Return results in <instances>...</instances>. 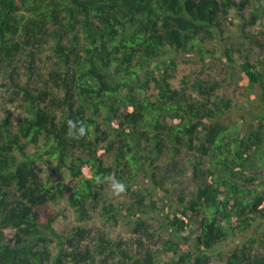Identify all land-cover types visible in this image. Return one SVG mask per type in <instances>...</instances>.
<instances>
[{"label":"trees","instance_id":"1","mask_svg":"<svg viewBox=\"0 0 264 264\" xmlns=\"http://www.w3.org/2000/svg\"><path fill=\"white\" fill-rule=\"evenodd\" d=\"M251 1L0 0V264H264V231L239 238L264 223V0ZM190 54L201 72L174 87ZM205 58L257 87V106L204 77ZM179 158L195 183L166 201Z\"/></svg>","mask_w":264,"mask_h":264},{"label":"rangeland","instance_id":"2","mask_svg":"<svg viewBox=\"0 0 264 264\" xmlns=\"http://www.w3.org/2000/svg\"><path fill=\"white\" fill-rule=\"evenodd\" d=\"M263 0H252L250 6V10L256 9L259 5H262ZM236 23V22H235ZM223 27V35L224 36H231V38H235L234 36L236 33L235 26L233 24H230L228 22L222 23ZM256 30H260L264 32V16H261L260 19L257 20L255 25ZM228 45V43H227ZM221 46H217L213 43V45H209V49L218 48L220 49ZM207 61V65L209 64L208 68H206L203 71L204 77L210 76V78H213L214 80H218L220 82V90L222 93H224L227 97H231L232 101L236 105L244 106V111H248L247 108V102L249 99L251 100L255 106L257 103V98L259 96V89L257 87H251L248 85L246 80L244 79V76L237 71L236 69L232 71H227L229 76V80L224 79V73L226 72V69H222V67L215 61L210 60V58H205ZM195 72H201V63L199 62V59L196 55H180L177 56V66L174 71L173 78L171 80V83L174 87L180 88L184 86L181 83V80L184 76H188L190 73ZM224 72V73H223ZM232 72V73H230ZM255 99V100H254ZM9 109H13L12 107H8ZM15 114H17L16 110H14ZM241 112V110H237V113ZM250 112V111H249ZM179 166V167H178ZM178 166L175 169H167L168 171H172V174L175 176V172L179 173L181 172V175H185V179H182L179 184L178 182L181 180V177H178V182L174 187V190L171 191V194L168 196L166 195V201H174V198L181 194V192H187L190 191L193 188V179L191 178L192 174V167L190 165V162L186 159L179 158L178 159ZM180 174V173H179ZM56 178V177H54ZM59 209L62 211L61 217L57 220L55 226L57 230L61 231L64 228L68 227L71 223V215L69 210L64 206L60 205ZM107 228L110 230V233L112 236L114 234L118 235L119 232H123L124 229H122L121 226L114 227L107 226ZM258 230L264 231V223H256L254 225V228L249 230L248 232L242 234L239 238H245L249 237L252 234V232L257 233ZM227 245H231L230 243H227ZM257 248L261 251L264 250V244L262 242H258ZM227 248H222L221 252L226 251ZM220 252V253H221ZM211 264H224V262L219 259L216 255H211L210 258Z\"/></svg>","mask_w":264,"mask_h":264},{"label":"clouds","instance_id":"3","mask_svg":"<svg viewBox=\"0 0 264 264\" xmlns=\"http://www.w3.org/2000/svg\"><path fill=\"white\" fill-rule=\"evenodd\" d=\"M69 126L70 128L75 127V125L71 121H69ZM84 131H85L84 127L80 126L78 129L79 134L83 135ZM112 187L116 192H122L124 190V184L119 181H114Z\"/></svg>","mask_w":264,"mask_h":264}]
</instances>
